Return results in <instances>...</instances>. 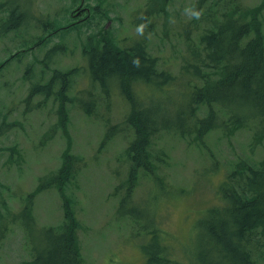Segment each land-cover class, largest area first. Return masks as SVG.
<instances>
[{
    "label": "rangeland",
    "instance_id": "374dc122",
    "mask_svg": "<svg viewBox=\"0 0 264 264\" xmlns=\"http://www.w3.org/2000/svg\"><path fill=\"white\" fill-rule=\"evenodd\" d=\"M255 6L264 35V0H0V264H33L23 210L37 228L62 229L64 199L46 180L57 175L65 151L74 159L64 193L83 264H150V252L165 255L161 262L170 257L177 264L221 263L211 252L208 231L211 208L221 204L216 190L240 161L264 162V118L230 123L201 137L198 119L207 114L201 105L184 129L151 135L152 169H137L131 182L132 104L117 87L101 91L85 49H100L103 35L121 47L140 42L156 57L159 71L177 75L188 45L198 46L217 19L248 22ZM188 8L203 15L193 19ZM141 24L146 27L138 35ZM57 71L70 72L64 97L62 81L53 78ZM185 77L161 87L140 77L133 90L140 106L177 114L186 110ZM39 84H50L49 92L26 102ZM129 195L133 208L121 218L118 205ZM37 234L32 228L31 236ZM251 255L253 264H264V238Z\"/></svg>",
    "mask_w": 264,
    "mask_h": 264
},
{
    "label": "trees",
    "instance_id": "16d2710c",
    "mask_svg": "<svg viewBox=\"0 0 264 264\" xmlns=\"http://www.w3.org/2000/svg\"><path fill=\"white\" fill-rule=\"evenodd\" d=\"M231 11L237 10L232 8ZM249 11L251 20L255 19L252 24H249L251 20L239 22L231 16L219 18L214 30L200 35L198 46L191 48L190 43L177 75L165 69L159 71L156 57L149 55L140 42L121 47L103 35L99 40L100 49L97 46L85 49L90 51L91 77L99 83L101 91L107 93L117 87L132 104L127 114L134 131V139L128 145L131 182L137 169H152L147 147L151 135L160 130L184 129V121L201 105L207 106L206 116L198 119L197 130L201 137L210 130L227 128L230 123L244 125L251 118H264V35L257 15L258 6ZM137 57L138 67L132 63ZM209 69H215L213 76L209 75ZM69 73L57 71L53 76L62 81L60 95L63 97ZM180 75L186 76L185 83L189 88L184 96L186 110L177 108V114L176 111L168 114L165 109H158L156 113L150 106H140L133 90L137 78L161 87L174 83ZM49 85L32 86L25 101H30L36 94L48 93ZM172 106L175 109L177 103ZM59 116L64 124L66 113L63 106L59 109ZM72 160V155L65 151L57 175L46 180V184L58 187L64 199L65 220L61 230L53 226L37 228L34 218L28 213L29 218L24 212H28L26 207L23 208L26 210L22 211L21 222L31 244L33 264H83L76 240V219L64 193L65 184L74 172ZM240 163L246 168L242 169ZM216 192L221 204L211 208L213 214L208 226L214 239L211 252L221 257V263L214 264H253L251 251L264 238V162L253 166L240 161L221 181ZM31 195L27 196L28 203ZM131 201L130 195L120 200L118 214L121 218L129 216L125 214L133 208ZM32 228L38 233L33 237ZM153 254H149L150 264H177L170 257L161 262L160 256L165 255ZM204 254L207 257L203 260L206 261L210 252Z\"/></svg>",
    "mask_w": 264,
    "mask_h": 264
},
{
    "label": "clouds",
    "instance_id": "9594fccd",
    "mask_svg": "<svg viewBox=\"0 0 264 264\" xmlns=\"http://www.w3.org/2000/svg\"><path fill=\"white\" fill-rule=\"evenodd\" d=\"M187 12L191 13V17L193 19H200L201 16L203 15V10H195L194 8H188L186 9ZM146 25L145 24H141L137 27V33L138 35H143L144 34V29H145ZM134 66H139V58L137 57L136 59H134L132 61Z\"/></svg>",
    "mask_w": 264,
    "mask_h": 264
}]
</instances>
